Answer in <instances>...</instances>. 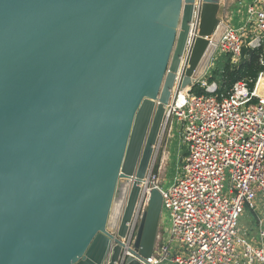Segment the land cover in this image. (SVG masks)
Returning <instances> with one entry per match:
<instances>
[{
    "label": "water",
    "instance_id": "1",
    "mask_svg": "<svg viewBox=\"0 0 264 264\" xmlns=\"http://www.w3.org/2000/svg\"><path fill=\"white\" fill-rule=\"evenodd\" d=\"M203 0L180 85L226 31ZM194 0H0V264H115L153 163ZM150 192L133 247L156 246ZM126 264H139L127 260Z\"/></svg>",
    "mask_w": 264,
    "mask_h": 264
},
{
    "label": "built area",
    "instance_id": "2",
    "mask_svg": "<svg viewBox=\"0 0 264 264\" xmlns=\"http://www.w3.org/2000/svg\"><path fill=\"white\" fill-rule=\"evenodd\" d=\"M202 4L203 0L193 2L175 87L180 86L198 35ZM245 14L244 24L237 29L219 16L227 29L218 43L211 71L194 84L204 92L194 95L188 87L180 98L181 91L176 89L164 105L161 138L168 131L171 134L176 125L184 154L167 189L161 187V168L155 169V159L139 181L127 232L123 238L113 235L112 245L120 246L115 264H126L127 260L139 264H264V93H256L264 78V0H250ZM243 50H261L262 69L253 88L239 81L229 91L220 92L217 82L209 81L212 70L221 57H229L230 64L236 66ZM153 189L162 196L160 232L151 256L142 258L133 243ZM245 209L259 223L257 241L238 227Z\"/></svg>",
    "mask_w": 264,
    "mask_h": 264
},
{
    "label": "rangeland",
    "instance_id": "3",
    "mask_svg": "<svg viewBox=\"0 0 264 264\" xmlns=\"http://www.w3.org/2000/svg\"><path fill=\"white\" fill-rule=\"evenodd\" d=\"M233 1H235L236 3L234 2L229 6L230 7L229 12H232L234 10L233 8L235 7L236 4L238 5L237 0H233ZM231 18H233L232 19L233 22L231 26L234 29H237L238 27L242 26L246 19L245 9H243L242 15L241 14L237 15L235 12H232ZM210 71L211 68H209L207 73ZM176 89L177 91L178 90L181 91L182 90L181 85L175 87L173 92H175ZM173 128L174 130L172 131L171 135L169 131L165 133L164 137L162 138L163 141L162 140L160 141V144L158 146V151L155 155V165H156L155 169L159 166L161 168V170L159 171L160 173H158V176L161 181V187L163 189H167L172 184L173 178L176 174L177 168L180 166V161L184 152V147L178 146V141L180 140V137L178 132L176 131V125H173ZM262 212L264 213V205L262 206ZM258 216L259 214H257V217ZM166 225L167 222L162 223V226L167 227ZM258 225L259 223L255 220V217L252 214V212L245 209L244 213L240 216L238 220L239 229L241 231L245 230L249 238H251L254 241L255 240L257 241Z\"/></svg>",
    "mask_w": 264,
    "mask_h": 264
},
{
    "label": "trees",
    "instance_id": "4",
    "mask_svg": "<svg viewBox=\"0 0 264 264\" xmlns=\"http://www.w3.org/2000/svg\"><path fill=\"white\" fill-rule=\"evenodd\" d=\"M260 54L261 50H243V57L236 66L230 64L229 57L219 58L211 72L209 81L217 82L220 92L229 91L232 85L239 81H246L252 89L262 69L259 63ZM191 92L194 95H200L204 90L198 85H193L191 86Z\"/></svg>",
    "mask_w": 264,
    "mask_h": 264
},
{
    "label": "crops",
    "instance_id": "5",
    "mask_svg": "<svg viewBox=\"0 0 264 264\" xmlns=\"http://www.w3.org/2000/svg\"><path fill=\"white\" fill-rule=\"evenodd\" d=\"M237 1H238V5L237 4L235 5V7L233 8L234 10L232 12H235L237 15H239V14L242 15V11H243V9H245L243 7H245L246 4H248L250 2V0H237ZM219 2H220L219 16L222 17V19L226 22V24L231 25L233 22V20H232L233 18H231L232 12H229V10H230L229 6L231 4H233L235 1H233V0H220ZM161 140H162V138H161ZM170 141H172V140H170ZM178 146H179V141H178Z\"/></svg>",
    "mask_w": 264,
    "mask_h": 264
},
{
    "label": "bare ground",
    "instance_id": "6",
    "mask_svg": "<svg viewBox=\"0 0 264 264\" xmlns=\"http://www.w3.org/2000/svg\"><path fill=\"white\" fill-rule=\"evenodd\" d=\"M188 87H183L181 92H180V98L183 97V95L185 94V91L187 90ZM256 93L258 95H262L264 93V78H261L259 81V84L257 86V90Z\"/></svg>",
    "mask_w": 264,
    "mask_h": 264
}]
</instances>
